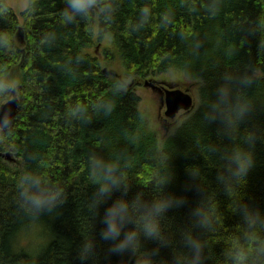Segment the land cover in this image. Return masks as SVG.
<instances>
[{
  "label": "trees",
  "instance_id": "1",
  "mask_svg": "<svg viewBox=\"0 0 264 264\" xmlns=\"http://www.w3.org/2000/svg\"><path fill=\"white\" fill-rule=\"evenodd\" d=\"M21 17L0 0V106L9 77L20 101L0 131V264H264V0H96L78 13L27 0ZM105 38L102 65L89 49ZM171 72L198 98L160 142L137 92ZM241 149L253 165L237 176ZM34 193L54 206L33 207ZM117 202L120 235L106 241ZM131 233L135 250L110 251Z\"/></svg>",
  "mask_w": 264,
  "mask_h": 264
},
{
  "label": "clouds",
  "instance_id": "2",
  "mask_svg": "<svg viewBox=\"0 0 264 264\" xmlns=\"http://www.w3.org/2000/svg\"><path fill=\"white\" fill-rule=\"evenodd\" d=\"M69 3L74 12L78 13L83 11L86 7L93 6L96 3V0H69ZM2 90L3 88L0 86V91ZM234 162L236 164V175L244 176L253 165L252 153L241 149L234 153ZM109 191V187L101 186L100 188V193H108ZM55 199V196H46L43 193H34L31 195V204L33 207L40 209L45 206H54ZM167 206V203H158L156 205V212H164ZM124 207L125 206L122 204V202H117V204H114L108 208L104 218V222L106 223L107 227L102 232V239L107 241L120 235L122 225L118 223L117 217ZM159 231L160 224L159 220L156 218H153L151 223L145 225V235L148 237L158 235ZM135 235L136 233H131L121 243L113 245L112 248H110V251H120L129 244H131L133 250H135V244L132 243V238ZM88 247H90V245ZM244 260V254L240 253L238 254L236 264H244Z\"/></svg>",
  "mask_w": 264,
  "mask_h": 264
},
{
  "label": "rangeland",
  "instance_id": "3",
  "mask_svg": "<svg viewBox=\"0 0 264 264\" xmlns=\"http://www.w3.org/2000/svg\"><path fill=\"white\" fill-rule=\"evenodd\" d=\"M8 6L13 10L17 18L19 19V22L22 23V17H21V11L24 10L27 0H5ZM98 47V48H97ZM97 47H93L89 49V52L95 53V55L98 56L99 60L101 61V64L104 65V62L102 60L101 50L104 48H110L111 43L109 42L108 38H105L101 44ZM108 67H105V69ZM109 69L116 70L117 73H121V68L119 67L118 60L116 58L112 61V66L109 67ZM109 71V70H107ZM112 71V70H110ZM109 71V72H110ZM176 73H167V75H163V79H165L169 84H173L176 86H180V89L183 90L184 88L189 89V93L193 99L194 104H197V98H198V82L193 80H187V79H181L176 78ZM18 76L14 74V78L16 79ZM172 79V80H171ZM148 80V79H146ZM145 80V81H146ZM176 80V81H175ZM8 81L11 82V78H8ZM166 81H163L166 83ZM184 81V84L181 85L180 83ZM14 82V80L12 81ZM142 81L141 83H143ZM173 82V83H170ZM143 86V84H141ZM138 87V94L140 96V103H139V110L143 113L147 124L149 125V128L155 132V135L158 139V141L162 142L163 139L168 136L170 133L173 132L174 128L177 124H179L186 116H176L173 119H166L163 116V110L161 111V117H159L158 114V97L149 89L144 87ZM10 97V95L8 96ZM165 119V121L163 120Z\"/></svg>",
  "mask_w": 264,
  "mask_h": 264
},
{
  "label": "water",
  "instance_id": "4",
  "mask_svg": "<svg viewBox=\"0 0 264 264\" xmlns=\"http://www.w3.org/2000/svg\"><path fill=\"white\" fill-rule=\"evenodd\" d=\"M144 87L149 88L151 91L158 92L160 97V109L164 107L165 110L163 114L166 119H173L179 111H187L194 105L191 95L186 91L169 88V91H165L164 93L156 86L154 81L144 82ZM11 95L12 100L4 102L0 106V129L2 130L11 127L16 115L18 101L14 89H11ZM6 158L10 161L9 155H6Z\"/></svg>",
  "mask_w": 264,
  "mask_h": 264
},
{
  "label": "bare ground",
  "instance_id": "5",
  "mask_svg": "<svg viewBox=\"0 0 264 264\" xmlns=\"http://www.w3.org/2000/svg\"><path fill=\"white\" fill-rule=\"evenodd\" d=\"M8 5V4H7ZM14 39H15V41L17 42V44H20V42H21V39H20V34L19 33H16L15 35H14ZM104 72V71H103ZM105 74H112V73H110L109 71L108 72H105ZM113 76L114 77H117V78H119L120 79V77L121 76H119V75H116V74H113ZM159 82V81H158ZM10 84H11V88L12 89H14V90H16V84L14 83V82H12V80H11V82H9ZM159 83H162V82H159ZM143 87H144V83H143ZM145 88V87H144ZM198 89H199V84H198ZM165 91H169V89H166ZM184 91H186L189 95H190V93H189V89L188 88H184ZM157 97H158V102H160V97H159V95L157 94V93H155L154 91H152ZM165 93V92H164ZM10 100H12V95L5 101V102H7V101H10ZM17 101H18V106H19V103H20V101H19V99L17 98ZM18 106H17V110H18ZM196 108V105L194 104L189 110H187V111H184V110H181V111H179L178 112V116H182V115H185L186 117L190 114V113H192V111L194 110ZM17 110H16V115H17ZM16 115H15V118H16ZM185 117V118H186ZM15 118H14V120H13V123H12V125H11V127L9 128V129H6V130H2V129H0V131L1 132H3V131H8V130H10L11 128H12V126H13V124H14V121H15ZM6 155H8V152L7 153H1L0 152V158L1 159H3L4 161H9L7 158H6ZM41 236H44V235H41ZM30 241L33 243V242H36V241H38V238L37 237H34L33 239L31 238L30 239Z\"/></svg>",
  "mask_w": 264,
  "mask_h": 264
},
{
  "label": "flooded vegetation",
  "instance_id": "6",
  "mask_svg": "<svg viewBox=\"0 0 264 264\" xmlns=\"http://www.w3.org/2000/svg\"><path fill=\"white\" fill-rule=\"evenodd\" d=\"M156 86L162 91V92H165L166 89H169V88H172V89H180V86H176V85H173V84H169V83H165V82H162V83H159V82H156ZM181 91H184L181 90ZM158 94V92H155ZM163 108L160 109V102H159V107H158V114H159V117H161V111H162ZM160 110V111H159ZM165 110V109H164ZM163 110V112H164Z\"/></svg>",
  "mask_w": 264,
  "mask_h": 264
}]
</instances>
